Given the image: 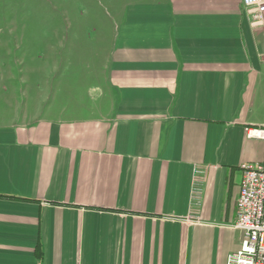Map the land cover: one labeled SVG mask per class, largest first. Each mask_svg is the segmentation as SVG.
<instances>
[{
    "label": "crops",
    "instance_id": "crops-1",
    "mask_svg": "<svg viewBox=\"0 0 264 264\" xmlns=\"http://www.w3.org/2000/svg\"><path fill=\"white\" fill-rule=\"evenodd\" d=\"M106 3L76 49L102 56L96 101L0 125V264H225L264 164L263 32L241 0Z\"/></svg>",
    "mask_w": 264,
    "mask_h": 264
},
{
    "label": "rangeland",
    "instance_id": "rangeland-1",
    "mask_svg": "<svg viewBox=\"0 0 264 264\" xmlns=\"http://www.w3.org/2000/svg\"><path fill=\"white\" fill-rule=\"evenodd\" d=\"M106 1L0 0V125L22 120L26 111L96 101L102 56L76 49H97L112 12Z\"/></svg>",
    "mask_w": 264,
    "mask_h": 264
},
{
    "label": "built area",
    "instance_id": "built-area-1",
    "mask_svg": "<svg viewBox=\"0 0 264 264\" xmlns=\"http://www.w3.org/2000/svg\"><path fill=\"white\" fill-rule=\"evenodd\" d=\"M250 26L264 35V0H241ZM247 137L264 140V129H247ZM241 182L233 228L242 232L240 248L225 264H264V164L240 166Z\"/></svg>",
    "mask_w": 264,
    "mask_h": 264
}]
</instances>
